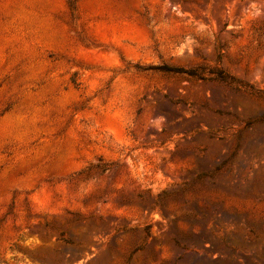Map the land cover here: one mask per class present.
Instances as JSON below:
<instances>
[{"label":"rangeland","instance_id":"rangeland-1","mask_svg":"<svg viewBox=\"0 0 264 264\" xmlns=\"http://www.w3.org/2000/svg\"><path fill=\"white\" fill-rule=\"evenodd\" d=\"M0 264H264V0H0Z\"/></svg>","mask_w":264,"mask_h":264}]
</instances>
